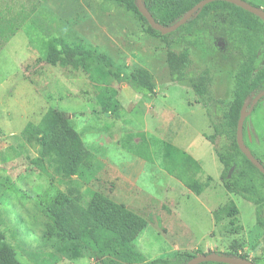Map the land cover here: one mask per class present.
Instances as JSON below:
<instances>
[{"label": "rangeland", "instance_id": "1", "mask_svg": "<svg viewBox=\"0 0 264 264\" xmlns=\"http://www.w3.org/2000/svg\"><path fill=\"white\" fill-rule=\"evenodd\" d=\"M264 9V0H246ZM0 17L22 28L0 44V236L23 264H150L175 253L248 254L264 264V229L257 206L228 193L215 151L225 129L224 113L234 101L241 58L226 59L228 42L207 24L204 47L178 40L170 45L147 31L135 13L114 0H0ZM39 42L84 45L110 57L130 77L143 69L156 93L136 91L108 75L97 61L79 66L51 65L24 31ZM37 42V41H36ZM116 100L119 113H105L101 96ZM49 109L69 115L93 160L69 178L39 160L41 147L27 135ZM115 112V111H114ZM250 148L264 162V100L246 118ZM156 155L159 141L199 163L189 176L201 193L155 163L131 153L140 137ZM101 193L124 204L146 224L133 257L101 252L71 241L51 228L48 207L69 199L81 205ZM237 211L232 213V208Z\"/></svg>", "mask_w": 264, "mask_h": 264}, {"label": "trees", "instance_id": "2", "mask_svg": "<svg viewBox=\"0 0 264 264\" xmlns=\"http://www.w3.org/2000/svg\"><path fill=\"white\" fill-rule=\"evenodd\" d=\"M114 1L135 13L146 24L149 33L161 36V33L154 30L140 14L138 0ZM143 1L157 23L164 27H170L186 17L202 0ZM212 15H214L213 20L215 21L213 24L226 23L225 26H215L220 28L222 36L228 42L227 54L224 57L226 59L241 58L240 67L235 76L234 101L228 112L224 113L225 129L221 134L224 136V140L218 144L211 138L223 166L220 179L228 193L242 196L257 206V223L264 229V175L243 154L237 143V127L243 106L247 105L248 111L254 98L264 91V22L256 15L231 3L216 1L205 6L199 14L194 13L192 18L177 31L162 35V37L170 45L182 40L197 48H203L205 45L203 37L207 35V30L204 26L199 25V21L207 24L208 17ZM21 28L22 26L15 21L0 17V44L9 42ZM24 31L51 65L77 67L84 59L97 61L115 80L126 82L141 93L149 95L156 93L152 75L146 70H137L127 77L116 68L110 57L93 47L70 45L65 41L58 40L39 42L33 38L30 27L24 28ZM108 92L109 89H105L100 98L103 111L119 113L120 104L116 100L108 99ZM263 100L264 98L261 101ZM27 135L41 147L39 160L47 162L53 167L55 173L62 177L69 178L76 175L81 166L93 160L81 135L74 129L69 115L65 112L49 109L38 125L30 124L28 126ZM244 140L255 158L264 164L250 148L246 121ZM158 143L159 150L154 155L149 139L142 135L138 142L130 148V151L150 163H155L156 158L159 159L161 166L169 174L182 180L192 191L201 193L204 189L203 186L194 177L189 176V173L200 171L199 163L186 152L166 141ZM231 211L235 213L237 209L234 207ZM48 212L52 220L51 228L61 234L63 238L87 242L94 247L102 243L98 248L99 251L106 250L128 257L136 255L135 240L146 225L127 206L116 203L97 192L92 194L91 201L86 205L64 199L49 206ZM209 253L241 257L253 261L248 254L238 251L226 253L210 251ZM196 256L177 252L171 257L153 260L150 264H187ZM0 264H23L1 236Z\"/></svg>", "mask_w": 264, "mask_h": 264}, {"label": "water", "instance_id": "3", "mask_svg": "<svg viewBox=\"0 0 264 264\" xmlns=\"http://www.w3.org/2000/svg\"><path fill=\"white\" fill-rule=\"evenodd\" d=\"M216 1H224L231 3L237 7H240L257 17H259L264 22V9L258 8L250 3H248L245 0H202L200 3L197 4V6L182 20L174 24L170 27H164L157 23L155 19L153 18L150 11L145 7L143 0H138V7L140 14L148 21L149 25L156 31L160 32L162 35H168L175 31H177L181 26L187 23L188 20H190L194 13H200L201 10ZM264 98V91H262L259 95H257L254 100L252 101L250 109L247 111V105L243 106V110L240 115V119L238 121V127H237V143L240 148V150L243 152V154L250 160V162L255 165L264 175V164L261 163L259 160L255 158V156L251 153L250 149L245 143L244 140V124L246 121L247 116L250 114L252 109L255 107V105L260 102ZM206 262H214V263H220V264H257L249 259H243L241 257H229V256H223L219 255L217 253H208V254H201L193 259H191L187 264H201Z\"/></svg>", "mask_w": 264, "mask_h": 264}]
</instances>
